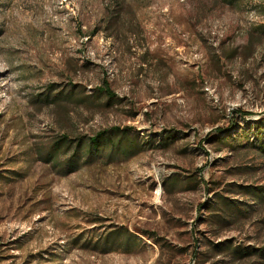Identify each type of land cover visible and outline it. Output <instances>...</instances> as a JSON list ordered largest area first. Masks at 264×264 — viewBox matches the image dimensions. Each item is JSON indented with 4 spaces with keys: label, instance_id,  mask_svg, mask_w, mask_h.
I'll list each match as a JSON object with an SVG mask.
<instances>
[{
    "label": "rangeland",
    "instance_id": "obj_1",
    "mask_svg": "<svg viewBox=\"0 0 264 264\" xmlns=\"http://www.w3.org/2000/svg\"><path fill=\"white\" fill-rule=\"evenodd\" d=\"M260 3L0 0V264H264V203L229 190L264 188V161L216 140L255 145L264 123ZM49 87L72 92L46 105ZM114 126L152 142L67 174L46 160L60 134ZM214 192L249 212L219 222Z\"/></svg>",
    "mask_w": 264,
    "mask_h": 264
},
{
    "label": "trees",
    "instance_id": "obj_2",
    "mask_svg": "<svg viewBox=\"0 0 264 264\" xmlns=\"http://www.w3.org/2000/svg\"><path fill=\"white\" fill-rule=\"evenodd\" d=\"M237 1L238 0H225L227 4L232 6L235 5ZM258 8L261 10V12H264V3H260ZM252 31L256 34V37H253V32H250L248 34L246 47L252 48L253 51L249 54L253 55L257 52L255 51L256 47H254V40H256V42L259 44L261 43L260 45L264 49V23L255 25L254 28H252ZM260 57L264 58V55L261 53ZM50 87L46 91L43 98V101L46 105L56 102L57 100H60V98H66V96L72 92L70 89L67 91L65 90V92L56 91L52 93L53 89ZM95 91V96L102 95L109 101L116 98L115 94L111 92L109 84L106 81H103L102 86L97 87ZM253 125V138L256 141L255 145L250 144L248 139V142L244 145V141L239 139L237 136L232 137L226 135L223 137H218L216 140L222 143L224 148L227 150L233 145L240 149H251L250 151H253L257 155V158L264 161V123L259 121L257 123H253ZM228 130L229 128L225 131ZM151 142L152 141L150 139H147L143 142L138 133L135 132L132 127L119 128L114 126L109 129L98 131L89 136L77 135L72 137L69 134L62 133L52 141L47 151L46 160L55 162L57 166L60 167V171H63L64 174H67L75 171L82 163L86 162V160H90L96 156H103L105 153L108 155V157L117 154L124 158H129L144 150L147 144H151ZM221 149L222 148L219 150ZM254 166L252 165L250 167L253 168ZM175 179L177 180V178H174V180ZM229 187H231V189H229L230 192H234V189H232L233 187L236 188V190L239 189V193L244 194L251 200H254L258 203H264V188L261 185L230 183ZM253 204L255 203L245 205L248 208ZM209 208L219 210L221 212V215H219V222H224L225 218L233 217V215L243 216L249 212L246 208L239 207L236 200L229 199L222 194L220 195L218 192H214L213 200L209 204ZM110 234H113L112 239L119 235H126L127 237L124 242V248L126 250H128L130 246L141 244L139 235L129 231L127 228L109 231L108 235ZM140 235L152 237V235L147 232H143ZM235 252H238V254H254L252 251H248L247 249L239 251L235 250ZM259 254L264 256V252H260Z\"/></svg>",
    "mask_w": 264,
    "mask_h": 264
}]
</instances>
